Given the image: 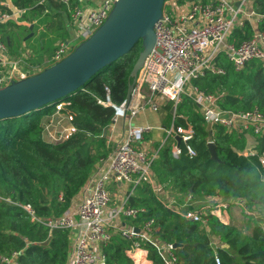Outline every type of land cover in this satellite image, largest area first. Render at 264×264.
I'll return each mask as SVG.
<instances>
[{
  "label": "trees",
  "instance_id": "1",
  "mask_svg": "<svg viewBox=\"0 0 264 264\" xmlns=\"http://www.w3.org/2000/svg\"><path fill=\"white\" fill-rule=\"evenodd\" d=\"M70 4L73 7L75 0ZM253 8L262 17L259 30L264 34V0H253ZM0 11L10 15L20 12L17 19L0 24L8 57L19 58L32 47L25 44L31 41H25L31 32L39 37L32 47L34 55L27 60L39 72L61 43L75 37L69 8L59 0H0ZM253 34L246 22L243 28L235 29L231 42L240 43ZM142 51L139 42L68 98L71 105L61 113L74 117L79 133L63 143L49 144L43 138V119L53 113L52 105L26 116L0 120V257L17 254L19 264H67L73 232L58 229L50 234L49 228L32 221L21 205H30L40 221L60 218L72 208L100 161L112 151L104 132L110 130L115 113L105 104L108 98L116 106L124 103L131 72ZM220 66L225 75L207 74L195 84L207 93H224V109H258L264 115V64L253 61L238 72L223 57ZM165 109L170 112V105ZM178 113L183 116L178 124L191 126L196 132L192 144L197 157L190 159L184 154L176 159L170 145L161 149L152 169L163 196H157L150 184L138 186L129 206L144 211L127 225L141 228L153 221V238L181 245L174 251L179 264H216V256L221 264H264V167L256 156H239L235 149L245 146V138L229 135L218 125L212 128V141L220 163L212 160L208 126L198 106L185 99ZM256 140L264 150V135L256 136ZM216 198L231 205L245 200L249 210L261 216H247L239 207L248 230L226 225L210 214ZM163 199L175 200L181 211H202L203 222L185 220L167 208ZM213 239L218 240L217 246ZM132 243L113 235L105 248L107 264H135L127 256ZM142 247L149 251L152 264H163L154 248L147 243Z\"/></svg>",
  "mask_w": 264,
  "mask_h": 264
},
{
  "label": "built area",
  "instance_id": "2",
  "mask_svg": "<svg viewBox=\"0 0 264 264\" xmlns=\"http://www.w3.org/2000/svg\"><path fill=\"white\" fill-rule=\"evenodd\" d=\"M59 1L69 8L75 37L60 44L50 60L51 65L64 59L73 50L75 42L81 43L92 36L104 24L118 0H75L73 7L70 0ZM19 14V11L12 15L0 11V24ZM261 18L253 8V0L165 1L162 20L155 28V47L138 73L130 101L125 100L116 106L108 98L105 104L112 107L115 113L107 134L108 145L112 149L109 156L100 161L72 208L62 217L40 221L30 205H21L32 221L48 227L50 234L58 229L73 232L67 264H107L105 248L113 235L133 242L127 251L133 262V257L140 253V259L152 264L149 251L142 247L147 243L154 248L163 264H179L174 244L152 237L153 221L141 228L127 225V221L136 220L144 211L129 206V198L138 186L150 184L157 196H163V190L156 186L152 169L161 149L170 145L176 159L184 154L190 159L197 157L192 144L196 137L194 128L178 124V120L183 118L178 108L185 99L198 106L207 126H222L227 134L245 138V146L241 150L235 149V152L245 158L258 157L264 167V150H260V142L256 140V136L264 135V115L258 109L249 112L224 109L221 107L224 93H207L195 84L207 74L225 75V69L220 66L223 57L238 72L253 61L264 64V34L259 30ZM246 22L251 25L253 36L240 43L231 42L235 29L243 28ZM0 48L6 54L1 34ZM9 65L10 70L6 73L0 69V90L11 81L30 76L29 68L21 59L10 61ZM70 105L68 98L52 105V114H62L69 125L44 122L45 142L60 144L79 133L73 125L74 117L61 113L64 107ZM167 105L171 108V119L166 127L138 123L139 118L146 114H161ZM121 123H124L122 127L119 126ZM157 132L162 134L160 142L151 146L147 137ZM177 138H181L180 143ZM163 200L167 208L179 212L185 220L203 222L202 211H181L175 200ZM233 205L244 209L247 216H261L252 213L245 200ZM233 205L216 198L210 214L227 225L222 212ZM213 241L218 245V240ZM16 259L17 254L1 256L0 262L19 264ZM215 262L221 264L218 256Z\"/></svg>",
  "mask_w": 264,
  "mask_h": 264
},
{
  "label": "water",
  "instance_id": "3",
  "mask_svg": "<svg viewBox=\"0 0 264 264\" xmlns=\"http://www.w3.org/2000/svg\"><path fill=\"white\" fill-rule=\"evenodd\" d=\"M166 0H118L104 24L64 59L26 78L11 81L0 90V120L26 116L59 103L127 55L139 42L141 52L133 67L126 101L129 102L139 71L156 44V25L162 20ZM34 26L30 29L33 30ZM33 37V32L25 41ZM212 140V126H208ZM105 130L104 137H107ZM180 143L181 138H177ZM212 160L219 162L213 141L208 144ZM139 233V229H136ZM175 249L181 245H174Z\"/></svg>",
  "mask_w": 264,
  "mask_h": 264
},
{
  "label": "crops",
  "instance_id": "4",
  "mask_svg": "<svg viewBox=\"0 0 264 264\" xmlns=\"http://www.w3.org/2000/svg\"><path fill=\"white\" fill-rule=\"evenodd\" d=\"M18 16H16L15 19H17ZM41 30H42V27L39 28L38 33H40ZM32 38H34V33H33V37H31L30 39H32ZM32 47L27 49V51L25 52L24 55H22L16 59L8 57L3 52V50L0 48V69L4 73H6L10 70V65H9L10 61H15V60L21 59L23 61L24 66H26L27 69L29 68L28 69L29 72L33 71V73H34V72L38 71V73H39V70H36L35 68H32L27 64L28 58H30L32 55H34V51H33ZM47 64H50V61ZM29 75H31V74L29 73ZM32 75H35V74H32ZM46 116L44 117V120H43L44 122H46L45 121ZM170 119H171V113L164 109L162 111V113L158 114V115L146 114L145 116H142L141 118H139L138 123L139 124H149L153 127H157V126L166 127L170 123ZM123 125H124V123L119 124L120 127H122ZM161 135L162 134L160 132H157V133L151 134L147 137V139H149L151 146L158 145V143L160 142V139H161ZM251 139H253V138H251ZM245 142H246V139H245ZM263 178H264V176H263ZM241 212L242 211L240 210L239 207H233V208L231 207V209H229L228 211L222 212V217L224 220H226L227 225H233V226L240 227L243 229L246 227V225H245L244 216L242 215Z\"/></svg>",
  "mask_w": 264,
  "mask_h": 264
},
{
  "label": "rangeland",
  "instance_id": "5",
  "mask_svg": "<svg viewBox=\"0 0 264 264\" xmlns=\"http://www.w3.org/2000/svg\"><path fill=\"white\" fill-rule=\"evenodd\" d=\"M48 38H50L49 35H48ZM38 39H39V37L38 36H35L33 39H28V41L29 40H31V41L30 42H25V44L27 43V45H31V46L35 47L37 45ZM79 44L80 43H76L75 42V44L72 45V49H74L75 47H77ZM50 66H51V64H46V66L43 67V70L46 69V68H48V67H50ZM36 70H38V69H36ZM43 70H41V71H43ZM29 73L32 75V74L38 73V71H36L34 73L32 71V72H29ZM45 121H49V122L50 121H53L55 124L61 123L63 125H69V122L66 120V118L62 114H59V113H54V114H51V115L47 116V118H46ZM243 230H245V231L248 230V227L243 228ZM213 242L217 245V242L216 241H213ZM140 256H141V254L139 253L137 255V257H133L135 264H147L146 260L140 259Z\"/></svg>",
  "mask_w": 264,
  "mask_h": 264
}]
</instances>
